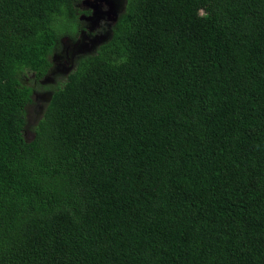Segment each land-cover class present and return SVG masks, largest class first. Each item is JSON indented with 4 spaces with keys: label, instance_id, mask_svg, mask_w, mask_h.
Segmentation results:
<instances>
[{
    "label": "trees",
    "instance_id": "obj_1",
    "mask_svg": "<svg viewBox=\"0 0 264 264\" xmlns=\"http://www.w3.org/2000/svg\"><path fill=\"white\" fill-rule=\"evenodd\" d=\"M79 1L0 0V264H264V0H123L26 139Z\"/></svg>",
    "mask_w": 264,
    "mask_h": 264
},
{
    "label": "rangeland",
    "instance_id": "obj_2",
    "mask_svg": "<svg viewBox=\"0 0 264 264\" xmlns=\"http://www.w3.org/2000/svg\"><path fill=\"white\" fill-rule=\"evenodd\" d=\"M81 1V2H80ZM80 9H90L92 14L90 17L82 16L81 23L85 26L86 32L84 39L79 38V34L76 35L77 44H73L72 50L70 51L69 58L66 55V47L68 45L67 37H63L60 40L58 47L55 49V55L57 60H65L64 65L60 64L55 71L50 70V72L37 83H35L33 74L30 72H21V81L28 86H35L37 90V95L35 98L37 101L34 106L29 107L27 114V127L25 131L26 139H31L33 137V126L37 123L41 117L45 103L47 100V95H43L47 89L40 91V88L45 87L54 81L61 80L62 76L66 71H69L75 65V60L80 55L93 53L96 49V45L90 43V39L97 37L99 40H104L108 37L107 33L108 24L116 19V13L119 11L120 7H123V0H80ZM113 4V5H111ZM74 40V39H73ZM64 42V44H62ZM21 78V77H20ZM40 91V92H39Z\"/></svg>",
    "mask_w": 264,
    "mask_h": 264
},
{
    "label": "flooded vegetation",
    "instance_id": "obj_3",
    "mask_svg": "<svg viewBox=\"0 0 264 264\" xmlns=\"http://www.w3.org/2000/svg\"><path fill=\"white\" fill-rule=\"evenodd\" d=\"M53 60L55 62V66L54 67H57L60 64V61L57 60L56 55H54V59Z\"/></svg>",
    "mask_w": 264,
    "mask_h": 264
},
{
    "label": "water",
    "instance_id": "obj_4",
    "mask_svg": "<svg viewBox=\"0 0 264 264\" xmlns=\"http://www.w3.org/2000/svg\"><path fill=\"white\" fill-rule=\"evenodd\" d=\"M111 5H113V4H111Z\"/></svg>",
    "mask_w": 264,
    "mask_h": 264
}]
</instances>
